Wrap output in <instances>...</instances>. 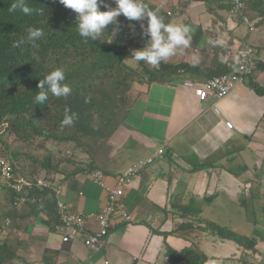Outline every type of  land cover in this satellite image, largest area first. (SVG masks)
<instances>
[{
	"label": "crops",
	"instance_id": "obj_1",
	"mask_svg": "<svg viewBox=\"0 0 264 264\" xmlns=\"http://www.w3.org/2000/svg\"><path fill=\"white\" fill-rule=\"evenodd\" d=\"M229 2L219 0L210 9L202 1H192L178 21L172 20L181 23L186 18L183 23L193 30L191 46L165 62L176 67L175 71L134 85V100L123 122L108 139L91 147L108 149L105 162H98L90 148L75 156L82 167L70 173L72 166L61 165L47 178L64 182L60 197L69 210L96 213L105 203L106 191L93 182L95 169L113 185L117 175L162 148L161 157H155L124 185L120 209L111 216L103 245L91 249L83 243V236L62 242L46 212L30 210L19 200L17 212L23 216L16 215L8 222L7 246L12 258L3 264H187L172 263L167 245L177 251L198 248L213 257L205 264H241L228 259L236 258L241 250L236 243L180 216L181 208L193 206L201 210L202 217L225 225L217 213L226 209L216 211L211 206L223 204L220 196H226L241 212L238 201L249 193L264 163V14H260L264 0L245 1L249 23L229 14ZM243 44L252 49L258 62L252 78L219 99L204 101L184 85L185 81L202 82L221 73V52ZM226 121L232 122V129L225 126ZM230 166L235 173L228 170ZM255 189L257 194L258 184ZM121 210L130 219L125 220ZM235 215L237 220H246ZM180 224L183 226L178 228ZM98 228V222L90 218L83 234ZM251 235L259 250L255 257H264V232Z\"/></svg>",
	"mask_w": 264,
	"mask_h": 264
},
{
	"label": "trees",
	"instance_id": "obj_2",
	"mask_svg": "<svg viewBox=\"0 0 264 264\" xmlns=\"http://www.w3.org/2000/svg\"><path fill=\"white\" fill-rule=\"evenodd\" d=\"M192 1H202L210 9L219 2L178 0V4L187 7ZM13 2L0 0V124L5 123L8 132L22 143L28 144L32 138L41 137L56 143H68L72 151L88 152L99 141L108 139L123 122L134 100L135 84L159 80L160 74L177 69L165 62L156 69L132 58L131 53L144 47L147 41V37L141 35L142 22L129 21L124 17L125 24L130 28L126 30L125 26L119 25L123 18L121 15L118 25H109L96 41H85L77 31L78 14L64 7L59 0H27L28 6L36 10L31 15L19 10L11 12L9 9ZM109 2L115 7L111 0ZM144 2L158 10L165 23H171L175 15H181L184 11L181 7L177 10L176 6L164 10ZM261 13L264 14V10ZM29 27L42 28L45 36L36 41V47L28 43L17 46L19 41L26 40ZM129 40H136L134 47L130 46ZM56 68L64 70L65 83L72 89L71 94L66 98H57L49 93L43 104L35 103L39 80ZM224 71L225 68L221 73ZM65 109L77 113L72 126L61 124ZM2 156L0 154V160H4ZM38 162L36 174L34 171L33 177L30 176L33 182L41 175L47 179L61 165L72 166L70 173L76 167L83 166L72 153L64 154L61 161L46 156ZM16 169L13 166L11 170L14 177L21 178ZM228 170L235 173L234 167L230 166ZM22 189L16 194L8 185L0 184V200H3L2 196L8 198L7 203L0 208V234L9 231L7 220L10 221L16 215L23 216L17 212L21 209L17 207L19 200H23L25 207L28 206L30 210L38 208L46 212L49 223L57 222L58 215L49 189H39L34 185L30 188L23 186ZM181 211L180 216L189 219L190 223L196 222L198 228L233 241L240 247V255L229 257V260L236 259L242 264H262V254L260 258L251 256L257 252L253 235L240 234L229 226L202 217L193 206L183 207ZM166 254L172 263L205 264L213 258L198 248L177 251L168 245ZM11 258L5 236L0 240V264Z\"/></svg>",
	"mask_w": 264,
	"mask_h": 264
},
{
	"label": "built area",
	"instance_id": "obj_3",
	"mask_svg": "<svg viewBox=\"0 0 264 264\" xmlns=\"http://www.w3.org/2000/svg\"><path fill=\"white\" fill-rule=\"evenodd\" d=\"M245 0H230L229 14L232 16L241 17L244 23H249L248 17L244 14ZM169 13V12H168ZM220 61L225 68V71L213 75L202 82L185 81L184 85L191 88L201 101L208 98L219 99L227 94L235 85L244 83L252 78L254 70L257 66V61L253 56L252 49L243 44L237 49L224 50L220 54ZM264 72V64H263ZM214 110L218 112L217 108ZM225 126L232 129L231 121H226ZM162 148L156 153L148 156L145 159L138 160L129 168L115 177V183L108 185L105 181V175L99 169H95L91 173L94 183L102 187L106 191V200L99 212L85 213L75 212L68 209L66 203L61 199V193L64 187V182H52L41 175L36 178L35 182L25 178H15L12 174V168L8 161L0 160V175L6 180V185L18 194L23 191V186H36L39 189L47 188L51 192V197L54 199L56 212L58 215L57 222L54 224V230L61 235L62 242L71 241L79 236H83V243L91 248L98 249L105 241L108 234V229L111 225V216L117 209H120L121 197L124 194V185L130 178L141 170L146 165L151 163L155 157H161ZM122 217L125 220L130 219L127 212L121 210ZM94 218L99 225V228L87 234H83L85 223L88 219ZM8 223V220H7ZM104 264H111L106 261Z\"/></svg>",
	"mask_w": 264,
	"mask_h": 264
},
{
	"label": "clouds",
	"instance_id": "obj_4",
	"mask_svg": "<svg viewBox=\"0 0 264 264\" xmlns=\"http://www.w3.org/2000/svg\"><path fill=\"white\" fill-rule=\"evenodd\" d=\"M246 1V0H245ZM59 0L64 7L73 10L77 16V31L87 40L96 41L108 29L109 25H118L121 15L129 21L140 23L141 35L147 37L144 47L134 50L132 58L136 62L144 61L153 68L158 69L162 62L177 54L180 49L191 46L193 38L192 28L181 23H165L164 17L158 10L152 9L144 0ZM101 8L105 10H101ZM11 12L19 10L25 15L33 14L35 9L28 6L27 0H14L10 5ZM41 11V10H40ZM45 36L42 28L29 27L26 40L18 42L28 43L36 47V41ZM216 44V41H210ZM220 43H223L220 41ZM38 93L35 103L43 104L51 93L57 98L68 97L72 89L65 83V72L62 68L50 71L37 84ZM77 119V113L65 109L62 126H72Z\"/></svg>",
	"mask_w": 264,
	"mask_h": 264
},
{
	"label": "rangeland",
	"instance_id": "obj_5",
	"mask_svg": "<svg viewBox=\"0 0 264 264\" xmlns=\"http://www.w3.org/2000/svg\"><path fill=\"white\" fill-rule=\"evenodd\" d=\"M145 1L149 2L152 5L158 6L164 10H168L170 8L172 9L173 6H176L178 8L177 10H179V8L181 7L182 10H184L182 11V14L186 13V7L182 6L181 4H178V0H145ZM181 15H175L173 19L175 18V20L178 21V18L180 19ZM185 19L183 18L182 22L185 21ZM125 20L126 19L123 17L120 20L121 22L119 25L121 27L125 26L126 30H130L127 24H125L126 23ZM129 42L131 47H134V45L136 44V40H129ZM70 146L71 145H69L68 143H64V142L56 143L49 140H45L44 138L41 137L32 138V142L28 144L22 143L18 141L10 132H8L5 123L0 124V154L4 156V157L2 156L3 158L2 157L1 158L4 159L5 161H8L11 168H13V166L17 168L16 172H18L22 176V178L25 179L28 178L33 179L30 178V176L33 177L34 171H35L34 174H36L35 168L39 167L38 161L42 160L46 156H50L51 159L57 158L59 159V161H61L63 159L64 154L72 153L74 154V156H76L78 152H81V151L70 150L69 149ZM65 150L66 152H64ZM107 151H108L107 148H98V149L91 148L90 150V152L95 157V159L101 163L105 162ZM243 169L245 170L246 168L243 167ZM258 172H259V176L253 179L252 187L250 188L249 193L246 192L245 195H243L242 197L243 199H239L238 201V205L241 206L240 208L241 212H237L235 208L231 206L233 204L228 202L229 200L226 196H220V199L224 202L223 204H220L216 207L215 205L211 206V209L216 211H221L226 209V212L224 213H217L219 214V217L221 216L222 223L227 226H230V228L234 229L236 232L247 236L248 235L251 236L252 232H257V234L264 232V223H263L264 163L261 165ZM0 184L6 185V180L4 177H1V175H0ZM257 184H258V193L256 194L255 185ZM258 195H260L259 199H258ZM2 198L3 200L2 199L0 200V208L3 204H6L8 200V198H6L5 196H2ZM199 211L201 214V210ZM235 214L238 215L240 214L241 217L246 218V220L244 222L237 220L238 217ZM232 215H234V218H232ZM6 227L8 226L6 225ZM8 233L9 231L7 233L0 234V240H2V238H5V236L7 238ZM258 251L259 250L257 249L256 254H258ZM239 253L240 251L237 254H235V257L240 255ZM256 254L254 253L251 256L255 257ZM260 257L261 256H258V258ZM227 264H231L230 261H228Z\"/></svg>",
	"mask_w": 264,
	"mask_h": 264
}]
</instances>
